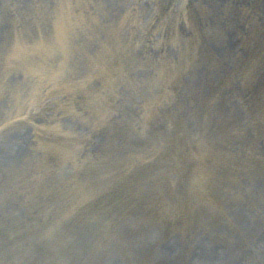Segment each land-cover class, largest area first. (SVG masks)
Returning a JSON list of instances; mask_svg holds the SVG:
<instances>
[{
	"label": "rangeland",
	"instance_id": "obj_1",
	"mask_svg": "<svg viewBox=\"0 0 264 264\" xmlns=\"http://www.w3.org/2000/svg\"><path fill=\"white\" fill-rule=\"evenodd\" d=\"M0 264H264V0H0Z\"/></svg>",
	"mask_w": 264,
	"mask_h": 264
},
{
	"label": "bare ground",
	"instance_id": "obj_2",
	"mask_svg": "<svg viewBox=\"0 0 264 264\" xmlns=\"http://www.w3.org/2000/svg\"><path fill=\"white\" fill-rule=\"evenodd\" d=\"M61 19H62V21L57 23V29H58L59 31H67V29H65V27L63 28V26H67L66 23L63 22V20H64V21H68V20H67V18H64L63 15H61ZM15 50H16L17 52L20 51V49H15ZM45 51H46V50H44L42 53H44Z\"/></svg>",
	"mask_w": 264,
	"mask_h": 264
}]
</instances>
